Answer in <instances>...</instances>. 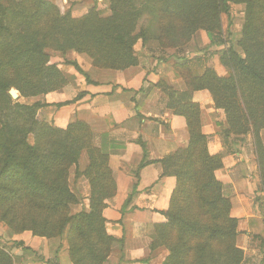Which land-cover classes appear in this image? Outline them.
<instances>
[{"label": "trees", "instance_id": "1", "mask_svg": "<svg viewBox=\"0 0 264 264\" xmlns=\"http://www.w3.org/2000/svg\"><path fill=\"white\" fill-rule=\"evenodd\" d=\"M254 1L141 0L151 21L138 27L134 18L140 16L142 9L135 7L134 0H110L108 16H100L93 7L79 19L39 0L33 1L39 5L38 9H26L23 6L29 1L21 0L19 6L23 9L18 10L16 17L21 22L19 29L15 32L0 25V36L4 31L9 39L3 42L0 38V45L8 52V58L0 65V73H14L16 81L4 89L9 92L11 87H16L22 98L44 96L62 88L66 79L56 66L49 67L46 48L65 55L68 52L85 54L96 69L122 71L138 65L134 52L138 42L141 46L155 42L163 49L183 47L198 31L211 37L220 28L222 15L230 13V4L244 5L246 21L238 42L244 57L229 45L219 58L227 71L226 77L206 69L200 77L189 76L188 85L192 90L210 93L214 107L225 114L227 134L251 135L264 192V145L260 138L264 128V20L257 25L260 14L254 10ZM43 8L50 9V14L45 15ZM41 22L43 25L37 26ZM64 63L81 72L76 63ZM42 81L49 88L40 92L34 86ZM6 103L11 112L17 111L23 116L29 127L22 139H12L8 150L11 153H6L0 176L13 169L7 180L23 189L19 192L21 196L26 193L46 200L40 206L42 213L30 219V230L41 237L63 239L71 264H104L117 242L106 233L102 216L104 201L112 198L116 190L107 151L93 145L92 133L85 123L76 121L61 130L37 120V111L44 104L12 103L9 95ZM182 107L189 141L184 149L158 161L163 176L174 177L176 186L163 213L166 222L153 226L150 251L162 247L167 250L168 255L161 264H241L243 252L235 244L238 222L230 217V201L224 197L223 186L215 177V172L222 168L221 157L208 153L198 106ZM29 135L35 137L33 146L26 142ZM22 149L26 157L19 155ZM82 153L87 156V165L80 170ZM72 167H75V177H84L90 187L88 211L73 215L69 207L77 199L68 186ZM39 216L45 221L44 231L36 229L41 223ZM52 219L58 221L56 235L47 226ZM55 261L60 264L58 256Z\"/></svg>", "mask_w": 264, "mask_h": 264}, {"label": "crops", "instance_id": "2", "mask_svg": "<svg viewBox=\"0 0 264 264\" xmlns=\"http://www.w3.org/2000/svg\"><path fill=\"white\" fill-rule=\"evenodd\" d=\"M50 1L62 14L83 16L93 7L102 17L110 14V0ZM235 6L244 10V5ZM208 45L204 31L196 32L179 48L163 49L155 42L136 44L138 65L122 71L96 69L89 59L68 52L63 59L76 63L81 72L69 64L58 66L66 83L42 96L38 121L61 130L76 121L85 123L93 145L108 153L116 190L104 201L102 216L106 233L117 242L104 264H161L168 255L167 250L151 252L149 248L153 226L166 222L163 213L176 186L174 177L163 176L158 161L188 145L185 104L198 106L208 153L221 157L222 168L215 177L230 201V217L238 222L235 244L243 252L241 264H264V192L252 137L227 134L225 114L214 107L210 93L188 85L189 76L200 77L206 69L227 76L220 52L216 56L200 52ZM260 138L264 145V128ZM84 154L79 159L80 170L86 164ZM68 186L77 199L72 205L74 214L88 211L90 187L84 177H75V167L69 170ZM44 241L40 242L44 258L58 256L60 264H71L67 254H58L63 239Z\"/></svg>", "mask_w": 264, "mask_h": 264}, {"label": "rangeland", "instance_id": "3", "mask_svg": "<svg viewBox=\"0 0 264 264\" xmlns=\"http://www.w3.org/2000/svg\"><path fill=\"white\" fill-rule=\"evenodd\" d=\"M28 1V4H25L23 7L31 10L38 9L39 5L36 6V3L33 2L34 0ZM39 1L47 2L50 6L56 7L59 10L57 4L50 0ZM261 1L264 0L254 1V10L258 11L260 14V18L257 22L258 26H260L264 20V3ZM19 3H21V0H0V25L6 28L9 27L11 31L15 32L21 25L19 19H16L18 10L23 9V7L19 6ZM141 4V0H134L135 7L137 9H142L140 16L137 19L134 18V21H136V25L138 24V27L146 26L151 21V15L149 14L148 9L144 11V8H142L143 6H141ZM43 11L45 15H48L50 14L51 10H48V8H43ZM70 17L79 19L82 16H80V13H75L71 14ZM221 21L220 28L214 30L211 34V37L207 35L211 45H208L207 48H204L200 52L214 56L218 55L220 52L219 55L221 56L228 46L232 45L234 51L239 56L244 57L242 49L238 46V42L242 38L243 27L246 21L245 6L244 10H242L237 8L235 4H230V13L227 16L222 15ZM42 25L43 22L38 23L37 26ZM155 25L156 23L153 24V26ZM0 38L3 42L9 41L8 34L4 31ZM137 45H140L139 42ZM4 48V45H0V65L8 58V52H6ZM44 53L48 56L49 67L54 68V66H56L58 68V66L64 65L65 60L63 57L65 54L55 51L52 48H46ZM80 55L91 61L87 55ZM44 72L46 75L47 71ZM62 75L64 76L63 73ZM15 82L14 73H0V172L3 170V166L6 161V153H11V151L8 150L10 149L12 139H22L25 135L24 131H26L29 127L27 122L24 123L23 116L21 114H17V111L11 112L6 103L8 92L5 91L4 86L13 84ZM34 87H38L37 91L40 92L49 88V86H44L43 81ZM11 89L18 92L16 87H11L9 90ZM18 94V100L14 101L11 99L12 103H21L23 105H32L34 103L43 104L42 96H22L21 98L19 92ZM23 115L25 119H27L26 114L23 113ZM25 139L28 145H35L34 136L29 135ZM248 150L249 153H251L250 147ZM19 155L26 157L27 153H25V151L22 149ZM84 155L86 158V164L81 166L82 169H84L87 165V156L86 154ZM12 171L13 169H9L0 176V264H56L55 258L46 259V257L44 258V256L40 254L43 250L42 246H40V242L42 241L43 243L45 242L44 240H49V238L34 235L30 230V226L28 225L32 217H36L42 213L39 211L40 206L42 203H45L46 200H43L39 197H33L32 195H27L26 193L21 196L19 192H22L23 189L18 187L16 183H10L7 180L8 175ZM69 209V213L73 215L75 208L70 206ZM38 218L39 222L41 223L36 226V229L37 231H44L43 226L45 221L42 220V216H39ZM47 226L54 232V235H56L58 221H56V219H52L47 223ZM53 239H57V242H59L61 238L56 237ZM67 249L68 247L66 242H60L58 254H67ZM157 250L166 249L162 247Z\"/></svg>", "mask_w": 264, "mask_h": 264}, {"label": "water", "instance_id": "4", "mask_svg": "<svg viewBox=\"0 0 264 264\" xmlns=\"http://www.w3.org/2000/svg\"><path fill=\"white\" fill-rule=\"evenodd\" d=\"M8 95L10 96V98L14 101L18 100L19 98V94L18 92H16L15 90L11 89L9 92H8Z\"/></svg>", "mask_w": 264, "mask_h": 264}]
</instances>
